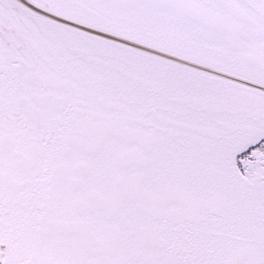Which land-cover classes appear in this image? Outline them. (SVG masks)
Here are the masks:
<instances>
[{
	"label": "snow or ice",
	"instance_id": "obj_1",
	"mask_svg": "<svg viewBox=\"0 0 264 264\" xmlns=\"http://www.w3.org/2000/svg\"><path fill=\"white\" fill-rule=\"evenodd\" d=\"M0 264H264V0H0Z\"/></svg>",
	"mask_w": 264,
	"mask_h": 264
}]
</instances>
